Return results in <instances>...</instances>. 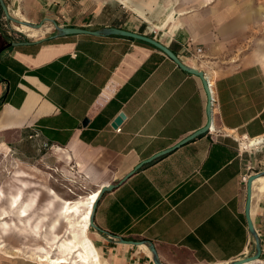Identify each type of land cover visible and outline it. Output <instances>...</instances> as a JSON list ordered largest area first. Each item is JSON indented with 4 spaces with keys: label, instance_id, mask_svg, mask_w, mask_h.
Here are the masks:
<instances>
[{
    "label": "crops",
    "instance_id": "obj_1",
    "mask_svg": "<svg viewBox=\"0 0 264 264\" xmlns=\"http://www.w3.org/2000/svg\"><path fill=\"white\" fill-rule=\"evenodd\" d=\"M121 1L0 0V152L24 160L54 155L97 184L85 200L64 202V217L79 215H67L71 205L85 211L91 194L116 184L96 203L94 230L85 214L81 219L84 240L102 263L155 264L157 257L163 264H230L254 254L257 238L264 259V176L252 188L256 236L242 180L264 172V65L237 55L245 49L239 35L257 23L253 16L264 18V6L256 0H198V7L190 0ZM154 2L152 21L147 14ZM58 26L119 27L166 44L212 83L215 131L120 182L207 124L205 86L151 44L116 34L59 35ZM198 47L204 49L199 56ZM121 113L125 118L114 126ZM17 205L13 199L12 208ZM21 209L26 222L29 205ZM68 249L61 245L62 253Z\"/></svg>",
    "mask_w": 264,
    "mask_h": 264
},
{
    "label": "rangeland",
    "instance_id": "obj_2",
    "mask_svg": "<svg viewBox=\"0 0 264 264\" xmlns=\"http://www.w3.org/2000/svg\"><path fill=\"white\" fill-rule=\"evenodd\" d=\"M151 1L160 3V0ZM156 2L151 12L147 14L149 20H152V12L158 8ZM190 3L197 5L198 0H190ZM255 3L264 6V0H256ZM181 7L183 11H187L193 6L191 4L188 8ZM260 11L264 15V8H260ZM252 22L257 23L247 33L239 35L241 38L239 44L245 49L237 55L239 59L246 61L259 58L264 65L261 56V52L264 51V18L253 16ZM220 59L225 60L229 57ZM96 187L97 184L79 171L75 164H65L54 155L24 160L8 151L0 152V214L8 212L0 220V247L9 252H0V264H43L40 258L47 254L54 258L61 256L71 258L72 264H76L74 263L77 259L76 253H72L70 249L68 253H62L61 245L74 248L77 241L87 238L81 222L82 214L87 210L79 208V215L71 217H68L69 212L68 216L64 217L60 211L64 202L85 200L88 196L85 192ZM77 194L84 195L76 198ZM16 198L18 207L12 208L11 203ZM23 203L29 205V220L26 222L21 218ZM73 207L74 205H71L70 208ZM91 230L94 228L91 227ZM91 233L93 237V232Z\"/></svg>",
    "mask_w": 264,
    "mask_h": 264
},
{
    "label": "water",
    "instance_id": "obj_3",
    "mask_svg": "<svg viewBox=\"0 0 264 264\" xmlns=\"http://www.w3.org/2000/svg\"><path fill=\"white\" fill-rule=\"evenodd\" d=\"M7 15H9L8 12H7ZM75 33H89V34H95V35L116 34V35H122L125 37L133 38L135 40H140V41L149 43V44L153 45L154 47L163 51L167 56H169L172 60H174L182 69L186 70L187 72H190V73H193V74L199 76L203 81V84L205 86V89H206V92L208 94L209 99L211 97L210 88L208 85V78H207L208 76L206 75V73L203 70H200L198 68L191 67V66H188L187 64H185L171 48H169L166 44H164L163 42H161L160 40H158L157 38H155L153 36L134 32V31H130V30H127L124 28H119V27H108V28H104L101 30H89V29L78 28V27H59L58 26V34L59 35H67V34H75ZM208 114H209V120H208L207 124L202 129H200L197 132H195V133L189 135L188 137L184 138L182 141H180L175 146L168 148V149H165V150H162V151L154 154L150 158L143 160L133 170H131L128 174H126L120 182H123L124 180H126L128 177H130L134 172H136L138 169H140L145 164H148V163L152 162L153 160H155L156 158L175 150L176 148L184 145L185 143L192 140L193 138H195L201 134L206 133L209 130L210 126L212 125V111H211V105L210 104L208 105ZM124 118H125L124 113L119 114V116H117V118L115 119L113 125L114 126L120 125ZM85 123H87V119L84 121V124ZM262 176H264V172H258L256 174H252L247 181L246 216H247V220H248V224H249V229L254 234V236H256V231H255L252 219L250 217L252 188H253V183ZM115 186H116V184L104 185L101 188V193L103 194L106 191L112 190ZM96 208H97V204H95V206H94V209H93L94 212H95ZM94 212H93V216L90 220V226L91 227H95ZM122 241L134 243V244L143 243V241L126 240V239H122ZM152 250L154 251L153 247H152ZM261 254H262V248H261L260 242L257 238V250L254 254L249 255V256H245V257L240 258L238 260H235L234 262H231L230 264H245V263L253 262V261L260 259ZM154 262H155V264H163L157 257L154 258Z\"/></svg>",
    "mask_w": 264,
    "mask_h": 264
},
{
    "label": "bare ground",
    "instance_id": "obj_4",
    "mask_svg": "<svg viewBox=\"0 0 264 264\" xmlns=\"http://www.w3.org/2000/svg\"><path fill=\"white\" fill-rule=\"evenodd\" d=\"M258 141H252L251 144H255L257 143ZM248 142H244V144L247 145ZM263 177V176H262ZM261 178V177H260ZM259 178V179H260ZM101 190L100 191H97L93 194H91L87 201L85 202V205L87 207V212L85 213V216H84V220L89 223V226H90V220L93 216V209H94V206L95 204L97 203L100 195H101ZM67 202V201H66ZM80 203V202H79ZM65 205V204H64ZM75 206V205H74ZM83 206V205H82ZM16 207V206H15ZM18 207V206H17ZM70 207V206H69ZM84 208V207H83ZM69 209V208H67ZM84 210V209H83ZM68 211V210H67ZM79 211V208H78V204L76 205V207H73L72 209L70 208V210L68 211L69 213H75ZM83 220V221H84ZM86 226V225H85ZM87 227V226H86ZM91 227V226H90ZM77 245L72 248V252H74V254L76 253V257L77 259L75 260L74 263L76 264H108V263H102L101 262V259L99 257V255H97L93 249H91L89 246V244L87 243V241L83 240V241H77L76 242ZM1 247H0V251H1ZM69 250V249H68ZM67 251V250H66ZM2 252V251H1ZM63 252V250H62ZM69 256V255H68ZM71 259V258H70ZM69 258L67 257H59V258H54L52 256H50V254H47L45 255L44 257L40 258V262L41 263H45V264H72V261L70 260ZM260 261L259 260H256V261H253V262H249V263H245V264H259Z\"/></svg>",
    "mask_w": 264,
    "mask_h": 264
},
{
    "label": "built area",
    "instance_id": "obj_5",
    "mask_svg": "<svg viewBox=\"0 0 264 264\" xmlns=\"http://www.w3.org/2000/svg\"><path fill=\"white\" fill-rule=\"evenodd\" d=\"M203 52H204L203 48L198 47V48L196 49V52H195V53L199 56V55H202ZM207 78H208V77H207ZM208 85H209L210 93H211V97H210V99H209V104L211 105V111H212V110H213V107H214V105H215V103H216V98H215V96H214V91L212 90V83L210 82L209 78H208ZM117 130H120V128H118ZM214 131H215V128H214L213 125H211L210 128H209V130H208V132H214ZM261 141H262V140H258V142L255 143V144H251V141H250L249 144L252 145V146H253V145L256 146V145L260 144ZM248 179H249V175H248V174L244 175L243 178H242V180H243L244 183H247ZM258 260L260 261L259 264H264V259H261V257H260V259H258Z\"/></svg>",
    "mask_w": 264,
    "mask_h": 264
},
{
    "label": "trees",
    "instance_id": "obj_6",
    "mask_svg": "<svg viewBox=\"0 0 264 264\" xmlns=\"http://www.w3.org/2000/svg\"><path fill=\"white\" fill-rule=\"evenodd\" d=\"M149 44V43H148ZM102 195V194H101Z\"/></svg>",
    "mask_w": 264,
    "mask_h": 264
}]
</instances>
